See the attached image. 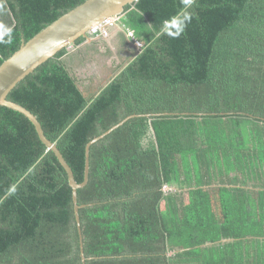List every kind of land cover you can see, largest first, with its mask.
I'll return each mask as SVG.
<instances>
[{
    "label": "trees",
    "instance_id": "trees-1",
    "mask_svg": "<svg viewBox=\"0 0 264 264\" xmlns=\"http://www.w3.org/2000/svg\"><path fill=\"white\" fill-rule=\"evenodd\" d=\"M83 1L0 0V64ZM122 22L143 47L97 93L63 48L7 96L78 183L118 125L77 189L85 261L66 171L0 105V264H264V0H136Z\"/></svg>",
    "mask_w": 264,
    "mask_h": 264
},
{
    "label": "water",
    "instance_id": "water-1",
    "mask_svg": "<svg viewBox=\"0 0 264 264\" xmlns=\"http://www.w3.org/2000/svg\"><path fill=\"white\" fill-rule=\"evenodd\" d=\"M134 1L136 0H85L41 29L29 40H23L20 47L0 64V105L15 110L28 118L34 125L41 142L54 153L66 171L68 183L72 188L73 211L79 233L80 255L83 262L85 261V256L82 251L79 208L84 205L78 204L77 189L83 187L88 180L90 146L118 125H114L109 130L92 138L86 144L84 179L81 183H78L56 144L45 136L36 116L20 104L8 100L7 96L19 81L29 73H32L36 67L52 57L57 51L68 48L80 37H87L90 29L104 19H120L124 15L125 7ZM133 116L137 115H131L127 118ZM144 116H149V114Z\"/></svg>",
    "mask_w": 264,
    "mask_h": 264
},
{
    "label": "crops",
    "instance_id": "crops-1",
    "mask_svg": "<svg viewBox=\"0 0 264 264\" xmlns=\"http://www.w3.org/2000/svg\"><path fill=\"white\" fill-rule=\"evenodd\" d=\"M123 16L107 27V35L89 33L80 42L70 45L62 57L85 95L97 93L138 52L125 34Z\"/></svg>",
    "mask_w": 264,
    "mask_h": 264
},
{
    "label": "built area",
    "instance_id": "built-area-1",
    "mask_svg": "<svg viewBox=\"0 0 264 264\" xmlns=\"http://www.w3.org/2000/svg\"><path fill=\"white\" fill-rule=\"evenodd\" d=\"M119 18H106L98 25L92 27L90 29V33L92 34H101V35H107V27L112 26L115 24V21ZM124 26V31L127 36V38L131 41V43L140 50L143 47V43L140 41V39L136 36L134 30L131 28Z\"/></svg>",
    "mask_w": 264,
    "mask_h": 264
},
{
    "label": "rangeland",
    "instance_id": "rangeland-1",
    "mask_svg": "<svg viewBox=\"0 0 264 264\" xmlns=\"http://www.w3.org/2000/svg\"><path fill=\"white\" fill-rule=\"evenodd\" d=\"M84 89L88 90V89H86V87H84ZM169 189H171V188H166L165 190L168 191ZM184 197H185V200H186V194H184Z\"/></svg>",
    "mask_w": 264,
    "mask_h": 264
},
{
    "label": "clouds",
    "instance_id": "clouds-1",
    "mask_svg": "<svg viewBox=\"0 0 264 264\" xmlns=\"http://www.w3.org/2000/svg\"><path fill=\"white\" fill-rule=\"evenodd\" d=\"M90 33V32H89Z\"/></svg>",
    "mask_w": 264,
    "mask_h": 264
}]
</instances>
